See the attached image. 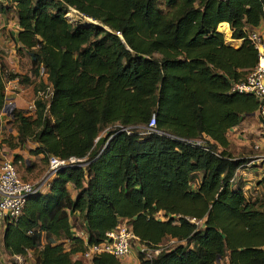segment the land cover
I'll use <instances>...</instances> for the list:
<instances>
[{"label":"trees","instance_id":"1","mask_svg":"<svg viewBox=\"0 0 264 264\" xmlns=\"http://www.w3.org/2000/svg\"><path fill=\"white\" fill-rule=\"evenodd\" d=\"M67 7L99 23L71 22ZM9 11L15 51L33 74L43 66L51 89L34 97L32 112L11 109L15 133L0 142L30 141L29 154L77 160L27 195L14 220L0 221L2 253L31 264H122L109 252L90 262L75 253L125 221L147 247L178 241L150 258L138 250V264H264V211L232 182L247 158L231 155L225 135L257 108L254 95L229 86L256 64L247 32L264 0H0V12ZM220 21L237 46L217 30ZM17 75L0 60V108L5 81ZM69 215L80 216L83 236Z\"/></svg>","mask_w":264,"mask_h":264},{"label":"crops","instance_id":"2","mask_svg":"<svg viewBox=\"0 0 264 264\" xmlns=\"http://www.w3.org/2000/svg\"><path fill=\"white\" fill-rule=\"evenodd\" d=\"M5 3V2H3ZM220 26H226L227 33H223L217 27V30L221 31L224 40L233 46H237L240 42L239 38L230 37V29L226 21H220ZM219 22V23H220ZM18 26L16 22L15 14L11 12H0V60L4 63L5 67L9 71L22 73L19 65L17 64L18 55L15 51V46L18 45L14 42V35ZM255 28L259 29L264 35V14ZM227 36V37H226ZM7 92L11 93L5 95L8 100H4L0 108V129L5 125V121L12 116L11 109L13 107L18 108L19 103H28L33 97V82L19 83L18 81H11L7 79L5 82ZM8 132L14 134L15 130L8 127ZM227 138L226 149L230 151L231 155L235 157L247 158L245 162L237 166L232 173L231 180L233 183L240 184L241 189L245 196L251 200H256L260 204V208L264 211V159L261 157L264 154V134L262 126L258 121L254 111L249 113H243L240 120L229 127L225 132ZM33 143L26 141V144L22 148L15 147L8 149L2 142H0V158L11 159L14 153L21 155L22 160L27 162V157H40V154H29L27 147H32ZM31 178V176L25 175L24 178ZM50 178V177H49ZM47 186L42 187L45 190ZM67 189L70 196L73 197L75 190L70 184L67 185ZM0 227V236H1ZM29 256V251L27 253ZM13 254L8 255L2 253L0 250V258L3 260L12 259ZM122 264H138L139 261L136 257V253L133 249H130L127 254L118 257ZM30 259V256L28 257ZM220 264H224L221 260Z\"/></svg>","mask_w":264,"mask_h":264},{"label":"built area","instance_id":"3","mask_svg":"<svg viewBox=\"0 0 264 264\" xmlns=\"http://www.w3.org/2000/svg\"><path fill=\"white\" fill-rule=\"evenodd\" d=\"M71 10H75L69 7ZM76 11V10H75ZM264 14V11H263ZM247 38L253 44L257 51L256 64L251 67L245 74L244 78L238 81H233L229 86V91L247 92L254 95L257 99V108L262 122L264 124V35L257 28H250L247 32ZM39 73L46 76L42 65L38 67ZM46 90H37L35 96L43 95L47 96L50 92V85L46 86ZM6 86L4 85V100H8L5 96ZM32 98L28 102L26 108L29 111H33L34 103ZM154 121L152 116L147 122V129H153ZM123 128V127H122ZM264 134V126H262ZM192 144L202 145L204 142L200 138L187 139ZM264 159V154L261 156ZM77 160L74 156L67 158H59L54 155H49L47 159L48 173L41 178L40 181H31L22 179L11 159L0 160V221H12L20 213L22 205L27 195L42 190L43 185L47 186L49 177L59 167L73 163ZM106 238L103 241L97 243H91L87 245L81 252L75 253V255L87 262L93 254L99 252H109L117 257H121L128 253L130 250V238H136L131 229L126 224H119L105 231ZM142 249L140 248V251ZM150 252L155 254L158 249L151 248ZM149 255L147 258H150ZM0 264H31V262L23 260L21 255L13 254L11 260H3L0 258Z\"/></svg>","mask_w":264,"mask_h":264},{"label":"rangeland","instance_id":"4","mask_svg":"<svg viewBox=\"0 0 264 264\" xmlns=\"http://www.w3.org/2000/svg\"><path fill=\"white\" fill-rule=\"evenodd\" d=\"M11 12V11H9ZM64 16L67 18V20L73 22V21H80V22H94V23H99L98 21H96L95 19H92L91 17L89 18L88 16H85L75 10H71L69 7H67L66 12L64 13ZM219 30H221L223 33H226V26H220ZM17 64L19 65V68L21 69L22 73L18 72L19 75L10 78L11 81H18L20 83L19 80H22V76L27 74L28 72L30 73V76L28 78L31 79V81L33 82V90L34 88H36L37 90H46V86H49V82L45 79V76L43 74L39 73L38 68L35 70L34 74L33 72H30V60L28 58V56L25 53H20V55H18V59H17ZM6 82V81H5ZM6 84V83H5ZM4 84V85H5ZM42 84H45L44 86ZM8 94H11L10 92L7 94L5 93V95L8 96ZM32 97H35V93L32 94ZM48 95L43 96L44 99H47ZM30 102V101H29ZM27 102L24 103H19V109H26L29 111V109L26 108L27 106ZM31 112V111H29ZM3 121L1 120V124ZM12 124H10L9 122L5 121V125L3 127H1L0 129V136H6L8 133V127H11ZM113 125H107L105 127H103L100 131H99V135H105L106 134V130L112 128ZM27 162L25 163V161L20 160V162L15 160V168L19 174V176H23L22 178H24L25 175L31 176V178H27L25 177L24 179L26 180H31V181H40L42 177H44L47 173H48V166H47V159L45 158H41V157H27ZM2 158H0L1 160ZM158 216H161L160 213H157ZM69 220L71 223V226H73L72 231L74 232V234L77 235H84V231H83V226L81 223V218L78 215H69ZM121 224H126L125 221H121ZM0 227H1V223H0ZM178 241L175 238H164L163 240H161V242L158 244L157 249H163V248H169L170 246H173L174 244H176ZM140 248L142 249L141 252L143 254V256H145L146 258L150 255H154L152 252H150L149 249H151V247H147L145 245H143L142 243H140L136 238L132 237L130 238V249H133L135 251V253L140 250ZM72 258H76V256L72 255Z\"/></svg>","mask_w":264,"mask_h":264},{"label":"water","instance_id":"5","mask_svg":"<svg viewBox=\"0 0 264 264\" xmlns=\"http://www.w3.org/2000/svg\"><path fill=\"white\" fill-rule=\"evenodd\" d=\"M254 113H255V115H256L258 121L260 122L261 126H264V124H263V122H262V119H261V116H260L259 112L255 109V110H254Z\"/></svg>","mask_w":264,"mask_h":264},{"label":"bare ground","instance_id":"6","mask_svg":"<svg viewBox=\"0 0 264 264\" xmlns=\"http://www.w3.org/2000/svg\"><path fill=\"white\" fill-rule=\"evenodd\" d=\"M226 33H227V31H226ZM227 37V36H226Z\"/></svg>","mask_w":264,"mask_h":264}]
</instances>
